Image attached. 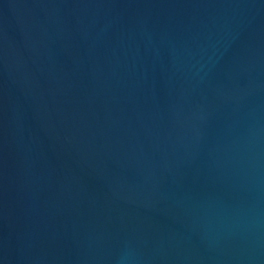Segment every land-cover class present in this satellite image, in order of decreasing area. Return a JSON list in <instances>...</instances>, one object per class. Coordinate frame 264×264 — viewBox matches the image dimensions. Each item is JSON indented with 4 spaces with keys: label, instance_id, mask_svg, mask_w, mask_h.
<instances>
[{
    "label": "water",
    "instance_id": "water-1",
    "mask_svg": "<svg viewBox=\"0 0 264 264\" xmlns=\"http://www.w3.org/2000/svg\"><path fill=\"white\" fill-rule=\"evenodd\" d=\"M0 264H264V0H0Z\"/></svg>",
    "mask_w": 264,
    "mask_h": 264
}]
</instances>
